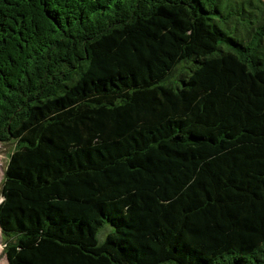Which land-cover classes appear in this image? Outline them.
Returning a JSON list of instances; mask_svg holds the SVG:
<instances>
[{
	"label": "trees",
	"instance_id": "obj_1",
	"mask_svg": "<svg viewBox=\"0 0 264 264\" xmlns=\"http://www.w3.org/2000/svg\"><path fill=\"white\" fill-rule=\"evenodd\" d=\"M11 142L7 264H264V1L0 0Z\"/></svg>",
	"mask_w": 264,
	"mask_h": 264
},
{
	"label": "rangeland",
	"instance_id": "obj_2",
	"mask_svg": "<svg viewBox=\"0 0 264 264\" xmlns=\"http://www.w3.org/2000/svg\"><path fill=\"white\" fill-rule=\"evenodd\" d=\"M264 1V0H263ZM14 151V144L11 143H0V191L2 186V181L4 177V171L6 168V164L8 162V158L11 155V153ZM111 227L109 225H105L98 233V241L99 243L104 241L107 234L111 231ZM3 241L0 234V264H7L6 258L3 254Z\"/></svg>",
	"mask_w": 264,
	"mask_h": 264
}]
</instances>
